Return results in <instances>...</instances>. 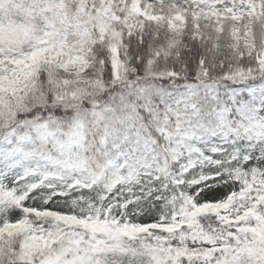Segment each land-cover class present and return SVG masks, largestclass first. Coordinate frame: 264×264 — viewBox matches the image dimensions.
Returning <instances> with one entry per match:
<instances>
[{
	"label": "snow or ice",
	"instance_id": "6c2138e0",
	"mask_svg": "<svg viewBox=\"0 0 264 264\" xmlns=\"http://www.w3.org/2000/svg\"><path fill=\"white\" fill-rule=\"evenodd\" d=\"M0 264H264V0H0Z\"/></svg>",
	"mask_w": 264,
	"mask_h": 264
}]
</instances>
